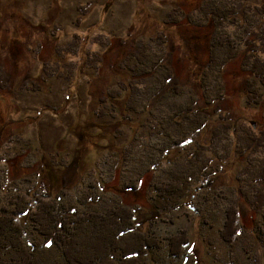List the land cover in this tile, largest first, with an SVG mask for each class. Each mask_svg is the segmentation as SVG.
<instances>
[{"label":"rangeland","instance_id":"1","mask_svg":"<svg viewBox=\"0 0 264 264\" xmlns=\"http://www.w3.org/2000/svg\"><path fill=\"white\" fill-rule=\"evenodd\" d=\"M204 1L0 0V207L14 212V198L31 210L48 199L65 204L71 200L78 211L120 201L133 208L138 229L161 241L156 256L165 264H250L243 243L230 252L219 229L226 199L238 198L239 223L246 229L252 230L259 219L239 192L247 178L243 168L252 157L250 150L240 151L246 148L241 144L244 132L264 130V97L259 105L247 103L251 75L243 57L252 46L247 44L222 76L221 113L229 115L233 136L226 144H211L213 131L226 121L205 103L201 87L214 24L197 27L186 19L166 23L173 8L192 14ZM247 3L264 8V0ZM262 21L263 26L264 17ZM159 34L166 39V63L184 90L169 101L179 106L194 95L207 109L209 121L156 165L164 137L156 135V117L149 109L129 112V90L115 98L109 92L133 79L122 63L136 44ZM247 39L262 44L256 36ZM105 102L115 110L105 112ZM197 144L207 148L201 163L208 173L206 183L194 186L179 208L158 212L151 199L152 180L169 165L187 160ZM138 176L131 188L130 180ZM30 212L16 215L27 243L36 237ZM181 230L188 232L190 242L174 261L166 237ZM255 246L259 264H264V245L257 241Z\"/></svg>","mask_w":264,"mask_h":264},{"label":"trees","instance_id":"2","mask_svg":"<svg viewBox=\"0 0 264 264\" xmlns=\"http://www.w3.org/2000/svg\"><path fill=\"white\" fill-rule=\"evenodd\" d=\"M263 17L264 8L253 7L247 0H206L192 14H186L179 8L168 11L166 23L186 19L197 27L210 22L214 24L209 61L202 73L201 87L205 103L214 106L213 110L226 121L213 131L211 144H226L233 136L229 115L221 113L220 102L224 98L222 76L226 64L247 44H252L251 48L247 47L243 57L244 69L251 75L246 83L247 103L259 105L263 100ZM231 27L234 30L230 31ZM252 35L262 43L260 46L247 39ZM165 47L163 34L139 41L127 56V61L122 63L132 73L133 79L127 84L120 83V89L109 92V97L115 98L120 91L129 90L127 110L139 112L149 109L156 117L159 125L156 135H164L163 143L160 142L161 146L157 149L156 165L167 151L187 143L189 136L199 132L209 121V115L205 112L207 109L198 104L194 95L179 106L169 101L171 97L181 96L184 90L166 63ZM64 50L69 49L65 46ZM155 102L161 106H155ZM103 109L106 112L115 110V107L105 102ZM241 144L246 147L245 151H237L245 154L250 150L252 157L247 159L248 163L243 168L247 178L239 192L250 201L249 205L259 219L252 230L246 229L239 223L238 198L226 199L223 196L228 202L223 210L219 235L222 242L230 247V252L242 242L249 263L259 264L255 245L257 241L264 245V130L259 134L253 129L244 132ZM197 145L198 150L187 160L169 165L152 180L150 186L154 194L151 199L158 212L179 208L181 200L194 186L206 183L208 173L201 163L206 158L203 150L207 148ZM138 179L139 176L132 178L129 186L135 188ZM10 201V205L16 208L14 212L7 206L0 207V264H165L159 255L156 256L162 247L161 241L151 231L138 229L133 208L120 201L104 209L89 205L82 211L74 208L71 200L66 204L58 200H40L34 210L29 209L25 201L20 203L19 198ZM28 210L31 211L29 219L36 234L30 243L25 241V229L16 218V215L25 214ZM189 242L186 230L168 235L169 257L174 261L179 260Z\"/></svg>","mask_w":264,"mask_h":264}]
</instances>
